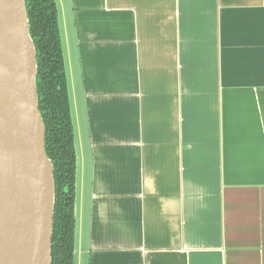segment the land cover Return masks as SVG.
I'll list each match as a JSON object with an SVG mask.
<instances>
[{"label":"crops","instance_id":"1","mask_svg":"<svg viewBox=\"0 0 264 264\" xmlns=\"http://www.w3.org/2000/svg\"><path fill=\"white\" fill-rule=\"evenodd\" d=\"M55 1L75 264H264V0Z\"/></svg>","mask_w":264,"mask_h":264},{"label":"water","instance_id":"2","mask_svg":"<svg viewBox=\"0 0 264 264\" xmlns=\"http://www.w3.org/2000/svg\"><path fill=\"white\" fill-rule=\"evenodd\" d=\"M37 57L26 0H0V264H52L57 186Z\"/></svg>","mask_w":264,"mask_h":264},{"label":"trees","instance_id":"3","mask_svg":"<svg viewBox=\"0 0 264 264\" xmlns=\"http://www.w3.org/2000/svg\"><path fill=\"white\" fill-rule=\"evenodd\" d=\"M30 35L38 52V100L46 151L55 168L52 264H75L77 150L65 56L55 0H26Z\"/></svg>","mask_w":264,"mask_h":264}]
</instances>
